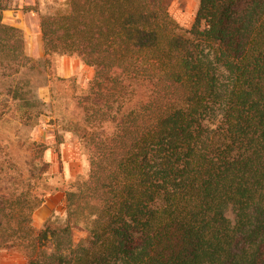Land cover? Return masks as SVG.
Returning <instances> with one entry per match:
<instances>
[{
    "label": "trees",
    "instance_id": "obj_1",
    "mask_svg": "<svg viewBox=\"0 0 264 264\" xmlns=\"http://www.w3.org/2000/svg\"><path fill=\"white\" fill-rule=\"evenodd\" d=\"M5 10L0 82L24 109ZM39 30L46 56L92 69L70 121L88 168L64 184V220L36 228L45 146L35 161L1 140L0 248L23 264H264V0H198L189 29L163 0H65Z\"/></svg>",
    "mask_w": 264,
    "mask_h": 264
},
{
    "label": "rangeland",
    "instance_id": "obj_2",
    "mask_svg": "<svg viewBox=\"0 0 264 264\" xmlns=\"http://www.w3.org/2000/svg\"><path fill=\"white\" fill-rule=\"evenodd\" d=\"M7 10H17L20 0H1ZM65 1V0H64ZM53 0H35L30 6H22V11H33L38 17L52 12L58 4ZM169 15L181 27L189 29L194 21L198 0H163ZM5 10V11H7ZM3 13V12H2ZM23 36V32L20 29ZM25 42V39L23 37ZM31 53L26 56L28 65L14 77L13 85L28 91V106L19 109V101H11L5 95V86L0 82V142L7 136L16 146L27 150L30 160L37 158L33 142L43 144L44 161L50 164L48 184L51 192L33 214V224L42 228L47 219L63 221L65 204L62 189L64 184L84 174L88 168L86 156L80 150V142L70 126L73 96L83 92L92 78V69L75 57L58 54L46 56L41 38L31 43ZM36 101L39 105H36ZM3 143V142H2ZM4 144H0L3 147ZM56 189V190H55ZM226 217L234 223L231 209ZM75 242L84 238V231L77 227L73 231ZM24 256L10 247L0 248V264H23Z\"/></svg>",
    "mask_w": 264,
    "mask_h": 264
},
{
    "label": "crops",
    "instance_id": "obj_3",
    "mask_svg": "<svg viewBox=\"0 0 264 264\" xmlns=\"http://www.w3.org/2000/svg\"><path fill=\"white\" fill-rule=\"evenodd\" d=\"M55 2H62L64 0H53ZM35 3V0H20V4L17 10H7L2 13V22L5 25L13 26L21 29L23 32L24 42V53L27 55L31 53V43L36 38H41L39 30V19L33 14V11L24 13L21 9L22 6H30Z\"/></svg>",
    "mask_w": 264,
    "mask_h": 264
}]
</instances>
